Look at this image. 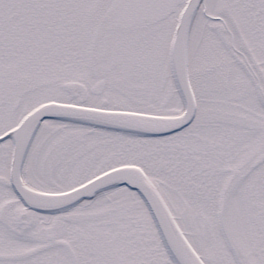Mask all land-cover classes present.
<instances>
[{"label": "snow or ice", "instance_id": "1", "mask_svg": "<svg viewBox=\"0 0 264 264\" xmlns=\"http://www.w3.org/2000/svg\"><path fill=\"white\" fill-rule=\"evenodd\" d=\"M0 264H264V0H0Z\"/></svg>", "mask_w": 264, "mask_h": 264}]
</instances>
